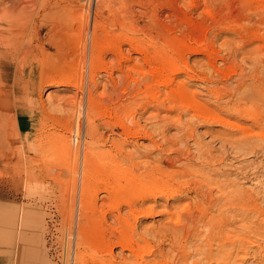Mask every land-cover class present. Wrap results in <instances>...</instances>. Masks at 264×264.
Masks as SVG:
<instances>
[{"label":"rangeland","instance_id":"374dc122","mask_svg":"<svg viewBox=\"0 0 264 264\" xmlns=\"http://www.w3.org/2000/svg\"><path fill=\"white\" fill-rule=\"evenodd\" d=\"M1 1H3L2 2L3 4L2 3L0 4L1 5L0 8L4 7L3 11H7L6 9L9 10V6L12 5V3H13L16 5V6L14 5L15 8L13 6H10V8L11 7L13 8V9L11 8L13 11V13H12L13 15H15V13H18V12H20L22 14H24L26 12L28 15L30 13L29 16L26 14L27 15L26 17L27 18L29 17L28 21L30 20L29 22H31V20H32L33 23L28 22L29 24H31L30 27L27 23L26 26L24 28H21L22 30L21 29L18 30L17 33L19 34V36L22 39H24L23 44H26V46L24 45L21 47L22 51L21 50L20 51L25 52V51H28V49H29L28 52L31 53L34 50L33 51L34 53H31V54L29 53L28 57L26 58L27 60L22 59L23 58V57H21L22 53L19 55V58L17 57V59H18L17 62L19 64V65L17 64L18 68L23 69V67H24L23 70L27 71V74L25 76L24 75L22 76L21 74H19V71H13V69H11V72H13V73L11 76L7 77L8 80L5 78V80L3 82L0 81V86L2 87L0 89L1 90L0 91V101H2L1 105H0L1 106L0 109L4 113L9 112L10 113L9 116L13 115L11 120L14 121V124L16 126L18 124H20V127H21V133L19 134V136H21V137L19 138V140H13L12 141L13 143L10 147L11 150L9 149V145L6 146L7 149L3 148V146L2 147L0 146L1 147L0 149L3 151V153H2V151L0 152V170H1L0 171V173H1L0 174V264H43V263L44 264H79V260L77 258L76 252H78L79 250H82V252H84L83 248H81V247L77 248V246L80 243H81V245L88 246L86 248V250H87L86 252H90L91 250L94 249V247H95L94 250H99L101 241L100 242H96V241L101 240V238L98 239V237L102 236V235L99 236L102 233L101 231H104L106 236H108L109 232H110V234L113 235L110 237L112 241H115L116 238H118V237L121 238L123 236L122 234H119L117 222L110 215L107 218L108 222L107 221L106 222H107V224L110 223L111 225H107L104 222V224H103L104 227H102V225L94 227L95 228L93 231L94 233L92 232L91 236L84 235L83 237H81V236L79 237L78 232H77V228H76L77 227L76 226L77 218H76V216H77V210H78V208H77L78 207V201H79L80 196H82L83 193L85 194V190H82V187H81V184H83V182L81 183V181H80V180L83 181V177L80 175V173H78L79 175L77 174V177H75L76 179L74 180L71 172L66 169V163L68 165L69 164L72 165V161L74 158V148H75L74 146L76 145L75 140L76 139H77V141L80 140V145L82 144V141H83V132L82 131L80 134L81 136L79 138L77 137V135L75 136V129H74L75 124L74 123H75L76 117L74 116V112L71 109V108H73V106L70 103H73L72 101L74 100V97L77 101L78 99L82 98V95H83V101H85L84 99L86 96V88H89L91 90L93 97L95 96L96 101L100 105L96 101L95 102L98 104V107L100 106L99 108L102 109L100 111H97L96 118L98 119V117H99V119L95 120L96 123H98V128L99 127L102 128V129L101 128L98 129L99 132L102 134L103 137L106 134H110L111 132L109 131V128H107L106 125H104L103 123L107 122L108 120L111 124L113 123L112 127H111L112 133L110 135L114 136V138H116V139L122 138L120 141L121 143H123V149H122L123 152L122 153H129L130 152L131 153L130 157L132 160L141 161V159L144 157L143 160L146 158L145 160L148 161L146 165L148 166L149 164H153V163L157 162V159L161 156V155L158 156L157 153L158 154L161 153L163 156L167 155V152H169V151L171 154H177V153H181L179 148H181V151H182V149L186 150L189 147H190L189 148L190 155L194 154L192 156H195L197 153V147H195V146H197L198 143L194 144V142L201 140L198 142H201L200 144H204L208 148H209V145H211L210 148H212V150H213L212 152L215 153L216 155H217V151L220 148H222V152H223V156H224V160H225L224 162L225 163L228 162V165L233 166L232 167L233 170L237 171L236 168H238L242 165L244 166L245 163L248 164L249 162H251L249 164L255 163L254 165H256V163L259 162V160L264 162V156H262L260 151L254 150V152H247L244 149L239 148V146H237L236 143H233V144L225 143L226 147L224 146V144H221L218 137H220L221 132L228 131L230 129H225L219 123H217L216 120H207V122H206V120L203 121V119H198V118L192 119L190 117L189 113H187L188 111H186L187 114L181 113L182 116H180V120L178 119L179 120V122L177 121L178 124H177L176 120L174 121V119L177 116L176 112H172V111L170 112L171 115H174L171 119L164 117L163 116L165 114L164 108H166V106H168V105L166 104V106L163 107L161 105L159 106L156 103H157V100H160L163 97V94L166 91V89H164L165 88L164 86L156 84V82L154 81V80L159 78V76H160L159 73L163 72L162 69L164 70V68L166 66L169 67V65L171 64L170 62H172V60L175 62V64H178L179 66L183 65L182 63L187 64V66L191 69L187 68V69L179 72V74H177V76L175 77V78H177V80L176 79L175 80L176 81L180 80L178 82H181V81L185 82V86H186V89L188 90V94L192 95L196 92L195 93L197 95L196 100H198L203 105L205 104L204 105L205 107L210 105L206 108L211 110L212 113L214 111H217L216 110L217 107L215 108V106L217 105L218 101L227 100V93L230 91V89H232L235 86L236 81H238V79L235 80V78H240V75L238 76L237 73L241 69L242 70L244 69L243 71L241 70L240 74L242 73L243 78L245 77L244 80L246 81V83L248 80V89H250L252 83H257L258 80L264 81V69H261L264 67H262V66L259 67V65L261 63H264V59H262V57H264V54H262V53H264V52H257L258 54L256 52H254V53L251 52L252 54L249 53V50L252 49V47L255 46V44L257 46V42L259 43L258 45L264 44V23H262V22H264V21H262V20H264V11H262V10H264V9H262V8H264V0H259L260 3L258 2V0H252L250 2L253 4L255 2V4L253 5L250 2H248L249 7H245V8H241V6L244 7L247 5L246 4L247 2H245V0H212V1L211 0H126V1L125 0H27L29 3L25 0L27 7L24 4L25 3L24 0H10L11 2H9V0H5V1L0 0V2ZM6 1H8V3H5ZM89 1H90V3H89ZM195 1H197L198 4H196ZM202 1H203V3H202ZM243 1L245 2V4ZM242 2L244 4V6H243V4H241ZM256 2H258L259 4H257ZM27 3H28V5H27ZM88 3H89V5H88ZM192 3H193V5H192ZM229 3H230V5H229ZM17 4H19V5H17ZM81 4H83V5H81ZM7 5H9V6H7ZM23 5H24V7H23ZM64 6H65V8H62ZM16 7H18V9ZM20 7L22 10L20 9ZM28 7H29V10L27 9ZM14 9L15 10L17 9V10L14 11ZM122 9H125V10H122ZM19 10H21V11H19ZM23 10H26V11L24 12ZM254 10H255L256 15L254 13ZM9 11H8V13L10 14ZM126 11H128V12H126ZM96 12H99V13H96ZM124 12H125V14H124ZM0 13L2 14V9L0 10ZM242 14H244V15H242ZM17 15H19V13ZM32 15H33V17H32ZM34 15H36L35 18H34ZM257 15L261 16V18H259ZM245 16L247 17V19H245L246 18ZM92 17H93V19H92ZM120 17H122V18H120ZM99 18H101V19H99ZM127 18H129V20H125ZM57 19L58 20L60 19V20L58 21ZM86 19L88 21L87 22V28H86V22H83V21H86ZM252 20H253V22H252ZM89 21H91V22H89ZM94 21L95 22L97 21V22L95 23ZM100 21L102 24L101 23L98 24ZM114 21H115V23H114ZM121 21H123V22H121ZM254 21H255V23H254ZM120 22L123 25L119 24ZM227 22H228V24H227ZM129 23H132L131 24L132 26ZM231 23H233V24H231ZM235 23L239 26H236ZM248 24L249 25L253 24V25L248 26ZM102 25H103V27H101ZM257 25H258V27H257ZM31 26L32 27L34 26L33 31L30 29ZM36 26H37V28H36ZM226 26H227V28H226ZM27 27H29V28H27ZM92 27L97 28V30L95 29V31L97 33V37L99 38V40H101L100 44H99V49H97V50L99 51L101 49L99 52V55L103 58L99 59V62H97V64L95 65L96 68H94V72L92 73L93 74L92 79L88 80V73L81 68L82 63L80 66V59L82 58L81 55L83 54V55H85V59H84L85 63L86 62L88 63L89 54H90L89 51H91V49H89L90 47H88L89 46V39H90L89 38L90 37L89 31L92 30ZM132 27H133V29H131ZM244 27H246V28L244 29ZM249 27H251V28L249 29ZM51 28H54V30L52 29L49 31V29H51ZM257 28L261 29V30L257 31ZM35 29L40 33L37 34V31ZM23 30H24V32H23ZM58 30H59V33H58ZM239 30L241 32H239ZM243 30H245V31H243ZM87 31H88V33H87ZM55 32H57V33H55ZM242 32H244V35H242V37H240ZM258 32H260L259 34H261L262 36L259 35ZM28 33H29V37H28ZM33 33L37 34V35L35 36ZM51 34H53V35L51 36ZM131 34L134 35L135 38H133ZM245 34H246V36H245ZM247 34L251 38H249V36ZM112 35H114V36H112ZM254 35L258 36L257 39H256V36H254ZM49 36H50V38H49ZM55 36H56V38H55ZM110 36H111L112 40L111 39L109 40ZM115 36H117L116 37L117 39L115 38ZM112 37H114V38H112ZM121 37L126 39L125 40L126 42H123L121 44L122 50H124L123 51L124 54L127 55L128 54L127 52H129L128 50L130 49L129 47H131V46L133 47L134 45H135L134 46L135 49L139 50L140 48H143V49H141V51H142L141 54L137 53L136 51H131L132 56L136 55V58L138 57V63H140L138 69H140V70L142 69L141 71L139 70L141 73H138V70L133 72V73L130 72L132 77H126L125 78L126 75H124V73H126L125 70H127L126 64L122 63L123 67L118 69V67L116 66V63L114 62L115 60L113 59L114 55H111L112 54L111 48H110L111 45H113L118 39L122 40ZM57 38L59 39L58 41H60L61 45L57 41ZM129 38L134 40V41H132L133 45L129 44V40H128ZM238 38L241 39L242 42ZM246 39H247V41L249 40L247 42L248 44L245 43L246 41L244 42V40H246ZM255 39H256V41H254ZM25 40H26V42H25ZM34 40L35 41L37 40V42H34ZM50 40L53 41L54 44L56 42V44H58V45H56V44L54 45L53 43L49 44L50 42L47 43V41H50ZM40 41L43 42V45L41 46V48L37 47V45ZM134 42H136V44ZM238 42H239V45H238ZM243 42H244L245 46L247 45L246 47L243 46L244 45ZM34 43L37 45H34ZM86 43H87V46L85 45ZM240 43H241V45H240ZM70 45H71V47H70ZM189 45H190V47L191 46L193 47V49H194V50L192 49L193 51L191 50L192 47L191 48L188 47ZM237 45H238V52L236 50ZM27 46H29L31 48H27ZM34 46H36L37 49H35L36 47H34ZM59 46L63 47V49H61V47H59ZM186 46L188 47V49ZM239 46H242V47H239ZM105 47H106V50L104 49ZM234 47L236 48L235 49L236 51H233ZM184 48L189 50V51L185 50ZM239 48L243 50V51L241 50L240 53H239V50H240ZM30 49H32V51ZM78 49H80V50H78ZM160 49L164 50L165 52L167 51L166 54H165V52L162 53L163 52L162 50L159 51ZM107 50H108V52H107ZM109 50H110V52H109ZM183 50H184V53H183ZM244 50L247 52V54ZM209 51H211V52H209ZM101 52H102V55H101ZM242 52H244V53H242ZM103 53L106 55H103ZM207 53H208V55H207ZM164 54H165V56H164ZM182 54H183V57H182ZM211 54H215L216 56L212 55V57H214V58H212ZM243 54H244L245 58L244 57L242 58ZM249 54H251V55H249ZM140 55H143V56L140 57ZM254 55L256 56V59H255ZM179 56H180V59L176 58ZM208 56H209V58H208ZM217 56H218V58H217ZM247 56H249V57H247ZM86 58H87V60H86ZM110 58L114 61H112ZM181 58H182V60H181ZM246 58L247 59L249 58V59L247 60ZM253 58H254V60H253ZM244 59H246V61ZM109 60H111V61H109ZM176 60H177V62H176ZM207 60H209V62L211 60L214 64V68L211 71L212 74H211L210 70H208V69L205 70L202 67L204 62H208ZM181 61H182V63H181ZM255 61H256V63H255ZM260 61H261V63H260ZM23 62H26L27 64L23 63ZM106 62H107V65H106ZM112 62L114 65L112 64ZM145 62H147V63H145ZM245 62H246V64H245ZM102 63L105 66L104 65L102 66ZM166 63H167V65H166ZM196 63H197V65H196ZM253 63L255 65H253ZM86 64H85L84 69L86 67L88 68V66H87L88 64L87 65ZM108 64L110 65V68H109ZM206 64L207 63H205L203 65L204 68H205ZM215 64H216V66H215ZM14 65L15 64L12 63V67ZM100 65H101V67H100ZM164 65H166V66H164ZM198 65H200L201 68ZM255 66H256V68H254ZM103 67H106V68H103ZM215 67L216 68L219 67V68L216 69ZM75 69H76V73H77L79 78L77 77V75H76V77L70 76L72 70L74 71ZM100 69H101V71H98ZM235 69H236V71H235ZM256 69L259 72H261L260 75H259V72L256 71ZM114 70H116V71H114ZM151 70H154V72L151 73ZM187 70L190 72H188ZM95 71H97V72H95ZM106 71H108V72H106ZM110 71H112V72H110ZM157 71H160V72H157ZM81 72L84 74V79H86V80L82 79L83 80L82 84H80V78H81V74H82ZM166 72H167V69L165 68V71L163 73H166ZM103 73H104V75H103ZM121 73H123V74H121ZM157 73L159 74V76ZM152 74H153V76H152ZM244 74H245V76H244ZM248 74H249V76H248ZM99 75H101L102 77ZM112 76H114L113 78H115L114 80H116V85H117L116 86L117 88L115 87L116 89L115 88L113 89V85L111 84ZM144 76H146V77H144ZM200 76H201V78H200ZM43 77H45V78H43ZM48 77H49V81H48ZM151 77H153V78H151ZM254 77H256V79ZM257 77H258V79H257ZM57 78H58V80H57ZM131 78H132V80H130ZM134 78H137L139 80H137V79L135 80ZM46 79L48 82L46 81ZM60 79L62 81H60ZM133 79L135 81H137L138 84H137V82H134ZM41 80H44L45 82H47V84L45 82L43 83V81L41 83L40 82ZM50 80L51 81L53 80L52 81L53 83ZM93 80H95L96 82H94ZM105 80H106V82H105ZM109 80H110V82H109ZM120 80H122L123 82H120ZM214 80H216V81H214ZM249 80L251 82L252 81L253 82L252 83L250 82V84H249ZM129 81H130V84H129ZM131 81H133V82H131ZM146 81H148V87L150 84L149 88L146 87V85H147ZM38 82H40V84ZM49 82H51V83H49ZM83 82H84L85 86L83 85ZM74 83H79V84H77V86L79 85V87L74 86ZM94 83L98 86L96 87V85H94ZM127 83L129 85H127ZM99 84H100V86H99ZM103 84H104V86H103ZM109 84H111V85H109ZM38 85L40 86L39 88H38ZM157 85H158L160 91H162V92H159ZM110 86L112 87V89ZM243 86L244 87L243 88L241 87V89L244 90L247 86H245V85H243ZM21 87H22V89H21ZM212 87H213V91H212L213 94L211 95L210 90H212ZM93 88H95V89H93ZM102 88L103 89L107 88V91H109L112 94L113 98L111 97L110 99H108L105 96H101L100 93H101ZM108 88H110V89H108ZM135 88L139 89V92ZM145 88H147L149 90H145ZM154 88H157L158 91ZM161 88H162V90H161ZM206 88H209V89L207 90ZM126 89L128 91H126ZM141 89H142V91H141ZM143 89L148 94L146 92H144ZM82 90H83V92H82ZM95 90H96V92H95ZM121 90H122V93H121ZM129 90L132 92L129 93ZM214 91H215V94H214ZM226 91H227V93H226ZM96 93H97V95H96ZM127 93H128V95L130 94L129 95L130 99L127 98L128 97ZM160 93H162V94H160ZM203 93L205 95H203ZM133 94H134V96H133ZM140 94H142V95H140ZM156 94H157V97H159L158 99H157V97L155 98L157 100L154 99ZM207 94H209L210 96ZM125 95H126V97H125ZM146 96H148V97H146ZM60 97L62 99L59 101ZM116 97H118V99ZM217 97H219L220 100H218ZM100 98H101V100H100ZM115 98H116V100H115ZM121 98H123V99H121ZM133 98H135L134 100H138V101H135L136 104L135 103L132 104L133 109L135 107L137 109L136 108L134 109V110H136V111H134V114H133V116H135V117L133 118V116H132V118L130 117L131 118L130 119L129 117H126L123 115V113L121 111L122 106L121 105L119 106L117 104L119 102H121V103L123 102L122 104H124V103L127 104V101H130ZM152 98L155 101L152 100ZM209 98H210L212 103L209 102L210 101ZM215 98H217V99H215ZM97 99L102 103H100ZM117 100H118V102H117ZM150 100L152 102H150ZM207 100H208V102H207ZM17 101L22 102V105L18 104L17 106H15V104L18 103ZM112 101H115V102H112ZM137 102H138V106H136ZM143 102H144V104H142ZM149 102H150V105L152 104V106L149 105L148 109H146L147 108L146 106L148 105ZM259 102L262 103L261 100H259ZM253 103H248V104H249V106H251L250 108L252 110L255 109V111L258 112V115H259L260 111H261L260 113L264 112V111H262V110H264V103L260 104V103H258L257 100H255L254 104ZM102 104H104V105H102ZM113 104L115 106H113ZM109 105L110 106L112 105L113 107L112 106L110 107ZM139 105H141L142 107ZM144 105H145V107H144ZM117 106H118V109L112 110V109H115ZM261 106H262V108H261ZM157 107L159 110H157ZM212 107H214L215 109H213ZM256 108H258L259 111ZM23 109H26V112H23L24 111ZM103 109H106V111H104ZM145 109H146V111H143ZM15 110H16V113L14 114ZM101 111L107 112V113H109L110 111H112V112H110V116L107 117L105 115L100 114L99 112H101ZM70 112H73V116L71 115ZM114 112H118V115H120V116L122 115L123 122H124L125 126L127 125L130 129H132L130 131H135V130H133V127H134L133 125H135L134 123H137L136 121H138L141 124V125H139L137 123L139 125V127L142 126L140 128H143L148 133L151 131L150 134L148 136H146V135H140L138 132V134L136 133L134 135L135 137L131 136V140H130V135L128 136V135L123 134L124 128L122 126H119L118 124L114 123L116 120L115 116L113 115ZM154 114H156V115H154ZM102 116H103V118H102ZM73 117H74V120H73ZM136 117H137V119H136ZM189 117H190V119H188ZM185 118H187V120ZM103 119H105V120H103ZM110 119H111V121H110ZM133 119L134 120L136 119V120L134 121ZM156 120L159 122L156 123L155 122ZM170 120H171L172 124L170 123V125H169L168 122ZM184 120L187 121L186 123H188V124L190 123L194 127V129H193V127L190 129L188 128L189 130H192V131H188L185 129L186 126L183 125L185 123ZM198 120H199V122H197ZM200 120H202V121H200ZM66 121H68V122H66ZM128 121H130L131 123H129ZM190 121H193V122H190ZM132 122H133V124H132ZM66 123H68L67 124L68 125L67 130L63 127L64 125H66ZM81 123H82L81 124V127H82L84 125V116H82V118H81ZM181 123H183V124L181 125ZM196 123H198V124H196ZM129 124H132V125H129ZM190 124H189V127H191ZM143 126H145V127H143ZM180 126H181V128H180ZM58 127H59V129H58ZM83 127H82V130H83ZM136 128H138V127H136ZM152 128H153V130H152ZM252 129H253V131H260L261 128L252 127ZM52 130H54V132L62 133V135L64 136L65 146H64L63 150H59L60 152L54 151L53 149L49 150L50 152L49 151L48 152L43 151L44 150L43 146H44V144L47 143V140L44 137V134L46 133V131L51 132ZM98 130H97V133H98L97 135H101L98 132ZM113 130L115 131V133ZM125 130H128V128L125 127ZM185 130H186V133L184 132ZM120 131H121V133L119 135ZM28 132H29V138L27 136ZM194 132H195V134H194ZM38 133L40 134L41 137H38L39 136ZM116 133H118V135ZM180 133H182L184 135V141H186L187 143L183 142V141H179L178 139H176L177 136L179 137L182 135ZM190 133H192L193 135ZM158 134H160V135L158 136ZM164 134L166 135V138H163V137H165ZM238 134L239 133H237V135ZM138 135H140V136H138ZM189 135L193 136V137L191 136L192 139L190 138ZM67 136L70 138L67 139ZM141 136L142 137L144 136V137L142 138ZM185 138H186V140H185ZM194 138L196 139L195 141H193ZM22 139H23V143H24V146H23L24 151H23V153L21 152L23 160L19 161L15 158H17L18 153H20L18 151H19V148L21 145L20 140H22ZM40 139H42L44 141H42ZM125 139L126 140L128 139V140L126 141ZM149 139H150V141H149ZM172 139L176 140V143L169 145L170 147L166 146L165 148H163V150H161V148L157 147L158 145H164L166 140H172ZM67 141L69 142V146H71V147L67 146L68 145ZM132 142H134L133 145H132ZM155 142H157V144ZM29 143H31V144L34 143L35 145H38V147L34 149L33 147L30 146ZM220 144L224 148L220 147L221 146ZM16 145H18V146H16ZM126 145L128 147H125ZM186 145H188V146H186ZM228 145H229V147H228ZM106 146H108V142L106 143ZM152 146H154V147H152ZM182 146H184V147H182ZM15 147H16L17 151H16ZM156 147H157V149H156ZM41 148H43V150ZM67 148L71 151H69ZM216 148H217V150H214ZM172 149L174 152H171ZM194 149H196L195 150L196 152L194 151ZM224 149L226 151H224ZM11 151H12V153H10ZM65 151H66V153H65ZM82 151H83V147L81 145L80 150H79V152H80L79 162H81L80 160H81ZM158 151H161V152H158ZM6 152L8 153V155ZM225 152H227V154ZM16 153H17V155H16ZM163 153H166V154L164 155ZM69 154H71V155L69 156ZM142 154H144V155H142ZM1 155L4 158H2ZM63 155L65 156V159L68 160L67 162L63 161V159H64ZM139 155H140V157H139L140 159L138 158ZM180 155L184 156L186 154H184V152H183V154H180ZM226 156H227V158H226ZM29 158L30 159L32 158V159L29 160ZM149 158H151V159L149 160ZM58 161L62 164H58L59 163ZM8 162H10V163H8ZM32 162H34V163H32ZM44 162L46 164H44ZM17 163H18V165H17ZM240 163H242V164H240ZM143 164H145V163L142 162L139 164V166H143ZM236 164H238V165L236 166ZM16 165L18 167H16ZM19 165L22 168L19 167ZM254 165L249 166V168H250V169L248 168L249 172L252 171V169H253L252 166H254ZM59 166H61L62 168L61 167L59 168ZM19 168H21V169H19ZM254 169H256V168H254ZM49 171H50V173H49ZM2 172H3V174H2ZM5 172H7L9 175H7V173H5ZM11 173H14L15 175L11 174ZM260 174L261 173H259V175ZM262 174H264V173H262ZM12 175L14 178L11 177ZM80 177H81V179H80ZM77 179H79V180H77ZM254 181L255 180H253V179L251 181L247 180V181L243 182V185L247 186V187H249V185L252 186L255 183ZM249 183H251V184H249ZM98 194H99L98 195L99 197L97 198V200H98L97 203L98 202L100 203V201L103 198V196H102L103 193L99 192ZM69 197H70V199H69ZM192 197H193L192 194H189L188 200H190ZM172 203H173V200L172 201L170 200L169 204L171 206H173V205L178 206V204L173 203V205H172ZM179 206L180 207L178 209L179 210L182 209L181 203H179ZM157 208H160V207H157ZM124 210H126V207H123L121 212H124ZM74 212H75V214H74ZM26 217L29 218V221H26ZM74 217H75V219H73ZM85 217H86V219L85 218L81 219V222H83L85 225H87L86 227L88 230L93 229V227H91V225L88 223V216H85ZM163 218H164V215H161V214H156L152 217L148 216V217L141 218L138 221L139 223H137L138 225L136 228L137 229L136 232L141 231L144 226H148L151 223L156 224L157 222H159L160 219L162 221H165V220H163ZM85 221L87 223H85ZM114 223H115V225H114ZM108 226H113L117 230H114V229L111 230ZM100 227H102V228H100ZM28 234H31L34 237L31 241L27 242L28 246L31 245L30 242H33V240H34L33 243H35V241H36L38 244L37 247L39 250V256L42 255L40 257L41 259L39 258L40 260L37 259L38 260V261H36L37 263L35 261L33 262V260L30 261L29 259H28L29 260L28 261L24 258V256H25L24 249L26 248L25 247L26 242L24 239L26 237L28 238V236H29ZM23 237H25V238L23 239ZM90 237H91V239H90ZM84 239L87 242L84 241ZM149 240H147L148 242L146 241V243L147 244L149 243L148 245L151 246V248H153L152 250L154 252H155L154 249H156L157 247H161L163 250H165V248H166L168 250V247L170 246V242L167 239L165 241V240H159V239H154L153 237L152 238L149 237ZM92 244H94V245H92ZM262 245H264V243H262L261 246ZM90 248H92V249H90ZM254 249L257 250V253H256L257 256L256 255L253 256L254 258L250 257L247 260V262L252 261L251 263H258V262H260V264L264 263V256H261V255H264V253H260V252H262V249H264V247H262V249H260L261 250L260 252H259L258 248H254ZM114 254H115L114 259H116L115 260L116 263L123 256H126L129 259L132 258V256L129 254V251L127 249L121 250L119 245H116L114 247ZM168 254L170 255V253H167V256H165V258H168V259L172 258L173 259V256L172 255L169 256ZM148 255H147V257H148L147 259H150L151 261L155 260V258L159 259V258H157L159 256L155 257L154 255H151V254H148ZM22 256H23V258H22ZM150 256L152 258H150ZM88 261L85 264L91 263L90 260H88ZM176 261H177L176 257H174L172 264H175ZM93 262H94V260H93ZM93 264H98V263L94 262Z\"/></svg>","mask_w":264,"mask_h":264},{"label":"bare ground","instance_id":"6f19581e","mask_svg":"<svg viewBox=\"0 0 264 264\" xmlns=\"http://www.w3.org/2000/svg\"><path fill=\"white\" fill-rule=\"evenodd\" d=\"M26 1L24 3L25 6H26ZM250 1H252V0H245V2H247L246 3L247 5H248V2H250ZM2 2L3 1H1L0 4ZM9 2H11V1L9 0ZM195 2H196V4H198L197 1H195ZM243 2L241 4H243ZM245 2H244V4H245ZM258 2H259V0H258ZM258 2H256V3L259 4L260 2L259 3ZM5 3H8V1H6ZM28 3H27V5H28ZM89 3H90V1H89ZM89 3H88V5H89ZM202 3H203V1H202ZM244 4H243V6H244ZM251 4H253V3H251ZM254 4H255V2H254ZM14 5L15 4L12 3V5H10V6L14 7ZM17 5H19V4H17ZM81 5H83V4H81ZM192 5H193V3H192ZM229 5H230V3H229ZM247 5L244 6V7L241 6V8L249 7V5L248 6ZM7 6H9V5H7ZM10 6H9V10L12 8V7L10 8ZM23 7H24V5H23ZM16 8L18 9V7H16ZM62 8H65V6L62 7ZM1 9H2V14L0 13V81L3 82L5 80V78L7 79V77L12 75L13 72H11V69H13V71H19V74H21L22 76L23 75L25 76L27 74V71L23 70L24 67H23V69L22 68L21 69L18 68L19 64L17 62V60H18L17 57L19 58V55L22 53V56H21V57H23L22 59L27 60L26 58L28 57L30 52H28L29 49H28V51L21 52L22 51L21 47L24 46V45L26 46V44H23L24 39H22L17 32L21 28H24L26 26V24L30 20L28 21L29 17L28 18L26 17L28 14L25 12L27 9L29 10V7L26 10H23L25 13L22 11L24 14L18 12L19 15H17L18 13H15V12H14L15 15L12 14L13 13V11H12L13 8L10 11L8 9H6L7 11H3L4 7L0 8V10ZM20 9H21V7H20ZM262 9H264V8H262ZM16 10L14 9V11H16ZM21 10H19V11H21ZM122 10H125V9H122ZM8 11L10 12V14L8 13ZM262 11H264V10H262ZM126 12H128V11H126ZM96 13H99V12H96ZM254 13H255V10H254ZM124 14H125V12H124ZM29 15H30V13H29ZM242 15H244V14H242ZM255 15H256V13H255ZM35 16L36 15H34V18H35ZM32 17H33V15H32ZM122 17H120V18H122ZM258 17L261 18V16H258ZM92 19H93V17H92ZM99 19H101V18H99ZM245 19H247V17ZM125 20H129V18H127ZM101 21L98 24H100ZM255 21H254V23H255ZM262 21H264V20H262ZM31 22L33 23L32 20H31ZM31 22H29V23H31ZM83 22H86V28H87V22H88L87 19H86V21H83ZM89 22H91V21H89ZM121 22H123V21H121ZM121 22L119 24H122ZM252 22H253V20H252ZM29 23H28V25L30 27L31 24H29ZM114 23H115V21H114ZM262 23H264V22H262ZM129 24L131 25L132 23H129ZM227 24H228V22H227ZM231 24H233V23H231ZM252 25L248 24V26H252ZM258 25H257V27H258ZM236 26H239V25L236 24ZM29 27H27V28H29ZM101 27H103V25ZM33 28H34V26L33 27L31 26L30 29L33 31L34 30ZM36 28H37V26H36ZM226 28H227V26H226ZM245 28L246 27H244V29ZM250 28L251 27H249V29ZM52 29L54 30V28H51V29H49V31L52 30ZM95 29L97 30V28L92 27V30L89 31L90 32V37H89L90 39H89V46L88 47H90L89 49H91V51H89L90 54H89L88 63L86 62L88 65L85 63V60H84L85 59V55L82 54L81 55L82 58L81 57H80L81 59L79 58L80 59V66H81V63H82V67L81 68L88 73V80L92 79V77H93L92 73L94 72V68H96L95 65L97 64V62H99L100 58H103V57H101L99 55V52H100L101 49L99 51L97 50V49H99V44H100L101 40H99V38L97 37V33H96ZM131 29H133V27ZM258 30L260 31L261 29L257 28V31ZM243 31H245V30H243ZM23 32H24V30H23ZM239 32H241V31L239 30ZM39 33L40 32L37 31V34H39ZM55 33H57V32H55ZM58 33H59V30H58ZM87 33H88V31H87ZM242 33H241L240 37H242V35H244V32H242ZM259 33L260 32H258V34ZM37 34H34V35L36 36ZM52 35L53 34H51V36ZM259 35H261V34H259ZM112 36H114V35H112ZM245 36H246V34H245ZM254 36H256V35H254ZM28 37H29V33H28ZM116 37L117 36H115V38ZM132 37L135 38L134 35H132ZM257 37L258 36H256V39H257ZM49 38H50V36H49ZM55 38H56V36H55ZM112 38H114V37H112ZM249 38H251V37L249 36ZM110 39H111V36L109 37V40ZM256 39L254 41H256ZM58 40L59 39L57 38V41ZM125 40L126 39H124V38H122V40L118 39L113 45H111V47H110L111 48V52H112L111 55H114L113 59L115 61L111 59L112 57L110 59L116 63V66L118 67V69L123 67L122 63L126 64L127 70H125L126 73H124V75H126L125 76V78H126V77H132L130 72L133 73V72L138 70V73H141L140 71L142 69L141 70L138 69L139 64H140V63H138V57L136 58V55L132 56L131 55V51H136L137 53L141 54V52H142L141 49H143V48H140L138 50V49L134 48L135 45L133 47L131 46V47H129L130 48L128 50L129 52H127L128 54L126 55V54H124V52H123L124 50H122V47H121V44L123 42H126ZM128 40H129V44L133 45L132 41H134V40L130 39V38ZM239 40L242 42L241 39H239ZM248 41H247V39L244 40V42L246 44H248L247 43ZM25 42H26V40H25ZM34 42H37V40L36 41L34 40ZM48 42H50L49 44H51V43L54 44V42L51 41V40L47 41V43ZM58 42L60 44V41H58ZM239 42H238V45H239ZM244 42H243V44H244ZM134 43L136 44V42H134ZM55 44H56V42H55ZM258 44L259 43L257 42V46L255 44V46H253L252 49L249 50V53H251V52H253V53L254 52H256V53L257 52H264V44H261V45H258ZM34 45H37V44L34 43ZM42 45H43V42L40 41L38 43L37 47L41 48ZM56 45H58V44H56ZM85 45L87 46V43ZM238 45L236 47L237 49L234 47L233 51L237 50V52H238ZM240 45H241V43H240ZM243 46H245V44ZM34 47H36V46H34ZM37 47L35 49H37ZM59 47H61V46H59ZM70 47H71V45H70ZM188 47L191 48L192 46L190 47V45H189ZM188 47H187V49H188ZM239 47H242V46H239ZM27 48H31V47L27 46ZM61 49H63V47H61ZM104 49L106 50V47ZM187 49H185V50H187ZM192 49H193V47L191 48V50ZM30 50L32 51V49H30ZM78 50H80V49H78ZM161 50L162 49H160L159 51H161ZM241 50L242 49L239 50V53H240ZM33 51L31 53H34ZM162 51H163L162 53L165 52L164 50H162ZM187 51H189V50H187ZM107 52H108V50H107ZM109 52H110V50H109ZM166 52H165V54H166ZM209 52H211V51H209ZM104 53H103V55H106ZM183 53H184V50H183ZM242 53H244V52H242ZM165 54H164V56H165ZM215 54H211V57H212V55H214V56L217 55V54L216 55ZM246 54H247V52H246ZM251 54H249V55H251ZM262 54H264V53H262ZM101 55H102V52H101ZM207 55H208V53H207ZM141 56H143V55H140V57ZM182 57H183V54H182ZM243 57H244V54H243L242 58ZM247 57H249V56H247ZM254 57L256 59L255 55H254ZM176 58L180 59V56L176 57ZM208 58H209V56H208ZM212 58H214V57H212ZM217 58H218V56H217ZM246 59H244V60L246 61ZM262 59H264V57H262ZM86 60H87V58H86ZM111 60H109V61H111ZM181 60H182V58H181ZM253 60H254V58H253ZM207 61L208 62H204V64L207 63L205 65V68L203 66L204 64L203 65L201 64V65H202L203 69H205V70L208 69L211 72L212 69L214 68V64H213V62L211 60H210V62H209V60H207ZM173 62H174L173 60H172V62H170L171 64L169 65V67L166 66L167 65V63H166V65H164V66H166L165 68L167 69V72L163 73L165 71V68H164V70L162 69L163 72L161 71L162 73H159L160 76L157 73L159 78L154 80L156 82V84L162 85V86L165 87L164 89H166V91L163 94V97L160 100H157L159 98V97H157L158 93L154 97V99L157 97V99H155V100H157L156 104H158L159 106L161 105V106L164 107V106H166V104L168 105V106H166V108H164L165 114L163 116L171 119L174 116V115H171V113H170L172 111V112H176V114L178 116V117L176 116V118L174 119V121L176 120V122L177 121L179 122L180 116H182L181 113H185V114L189 113V115H190V117L192 119L193 118L194 119L195 118L203 119V121L206 120V122H207V120H216V122L219 123L225 129H230L228 131H223L222 130L223 132H221L220 137H218L221 144H224V146H225V143H228V144L236 143L237 146H239V148L244 149L247 152H254V150H256V151H260L262 156H264V112L260 113L261 112L260 111L259 115H258V112H256L255 109L252 110L250 108L251 106H249V104H248V103H253V102L255 103V100H257L258 103H260L259 100H261L262 103H264V81L258 80L257 83H252L253 81L251 82L249 80V84L251 82L252 85H251L250 89H248V80H247V83H246V81L244 80L245 77L243 78L242 73L240 74V72L242 70L241 69L237 73L238 76L240 75V78H235V80L238 79V81H236L235 86L232 89H230V91L228 93L226 91L227 100L218 101L217 105L215 106V108L217 107L216 108L217 111H214L212 113L211 110L206 108V107H208L210 105L205 107L204 106L205 104L203 105L198 100H196L197 99V97H196L197 95L195 94L196 92L194 94H192V95L188 94V90L186 89L185 82H183V81L178 82L180 80L176 81L177 78H175V77L177 76V74H179V72H181V71H183V70H185L187 68L188 69H191V68H189L187 66V64L182 63V61H181V63L183 65H181V66H179L178 64H175V62L174 63ZM176 62H177V60H176ZM12 63L15 64L13 67H12ZM23 63H26V62H23ZM145 63H147V62H145ZM255 63H256V61H255ZM260 63H261V61H260ZM85 64L88 66V68L86 67L84 69ZM112 64H113V62H112ZM245 64H246V62H245ZM261 64L259 65V67L260 66L264 67V63H261ZM103 65L104 64L102 63V66ZM106 65H107V62H106ZM196 65H197V63H196ZM253 65H255V64L253 63ZM198 66H200V65H198ZM215 66H216V64H215ZM100 67H101V65H100ZM106 67H103V68H106ZM109 68H110V65H109ZM200 68H201V66H200ZM217 68H219V67H217ZM254 68H256V66ZM261 69H264V68H261ZM116 70H114V71H116ZM154 70H151V73H153ZM98 71H101V69L98 70ZM235 71H236V69H235ZM256 71H258V70L256 69ZM95 72H97V71H95ZM106 72H108V71H106ZM110 72H112V71H110ZM157 72H160V71H157ZM188 72H190V71H188ZM260 73L261 72H259V75H260ZM121 74H123V73H121ZM211 74H212V72H211ZM76 75H77L76 69L74 71L72 70L70 76L71 77H76ZM103 75H104V73H103ZM99 76H101V75H99ZM152 76H153V74H152ZM244 76H245V74H244ZM248 76H249V74H248ZM45 77H43V78H45ZM77 77H78V75H77ZM113 77L114 76H112V78H111V84L113 85V89H114L117 85H116V80H114L115 78H113ZM144 77H146V76H144ZM258 77H257V79H258ZM151 78H153V77H151ZM200 78H201V76H200ZM254 78L256 79V77H254ZM82 79H84V74L83 73L81 74L80 84H82V81H83ZM134 79L136 80L137 78H134ZM57 80H58V78H57ZM84 80H86V79H84ZM130 80H132V78ZM135 80H134V82H137ZM137 80H139V79H137ZM42 81H43V83L45 82L44 80H41L40 82L42 83ZM46 81H47V79H46ZM48 81H49V77H48ZM60 81H62V80L60 79ZM93 81L96 82L95 80H93ZM214 81H216V80H214ZM40 82H38V83L40 84ZM47 82H45V83L47 84ZM51 82H49V83H51ZM105 82H106V80H105ZM109 82H110V80H109ZM120 82H123V81L120 80ZM131 82H133V81H131ZM146 82H147L146 87L149 88L150 84H149V87H148V81H146ZM77 84H79V83H74V86L79 87V85L77 86ZM111 84H109V85H111ZM129 84H130V81H129ZM129 84L127 83V85H129ZM137 84H138V82H137ZM83 85H84V82H83ZM94 85H96V84L94 83ZM243 85L247 86L244 90L241 89V87L242 88L244 87ZM97 86L98 85H96V87ZM99 86H100V84H99ZM103 86H104V84H103ZM39 87L40 86L38 85V88ZM213 87H212V90H210L211 91V95L213 94L212 93ZM1 88L2 87L0 86V89ZM147 88H145V90H149ZM157 88L159 89L158 85H157ZM157 88H154V89H156L158 91ZM21 89H22V87H21ZM93 89H95V88H93ZM108 89H110V88H108ZM111 89H112V87H111ZM135 89H137V88H135ZM206 89L208 90L209 88H206ZM145 90L143 89L144 92H146ZM161 90H162V88H161ZM126 91H128V90L126 89ZM137 91L139 92V89H137ZM141 91H142V89H141ZM82 92H83V90H82ZM95 92H96V90H95ZM130 92H132V91L129 90V93ZM159 92H162V91H160V89H159ZM121 93H122V90H121ZM160 94H162V93H160ZM214 94H215V91H214ZM96 95H97V93H96ZM100 95L101 96H105L108 99H110L112 97V94L109 91H107V88L106 89L102 88ZM127 95H128V93H127ZM129 95H128L127 98H129ZM140 95H142V94H140ZM203 95H205V94L203 93ZM207 95H209V94H207ZM133 96H134V94H133ZM125 97H126V95H125ZM146 97H148V96H146ZM116 98L118 99V97H116ZM116 98H115V100H116ZM217 98H218V100H220L219 97H217ZM217 98H215V99H217ZM61 99L62 98L60 97L59 101ZM121 99H123V98H121ZM134 99L135 98H133L130 101H127V104L124 103L125 105L122 104L123 102L122 103L119 102L117 104L119 106L120 105L122 106V108H121L122 110L121 111H122L124 116L132 118V116L134 114V111H136V110H134L136 107L133 109L132 104H134V103L136 104L135 101H138V100H134ZM154 99L152 98V100H154ZM84 100L85 101H83V95H82V98L78 99L77 101H76V99L74 97V100L72 101L73 103L69 102L73 106V108H71V109L74 112V116L76 117L75 123H74L75 124V127H74L75 136L77 135V137L79 138L81 136L80 135L81 131L83 132V141H82V144H81L82 147H83V151H82V154H81V160H80L81 162H79V157H80L79 150H80V146H81L80 145V140L77 141V139H76L75 140V144L76 145L74 146L75 147L74 148V158H73V161H72V165H70V164L68 165L66 163V169L71 172L74 180L76 179L75 177H77L78 173H80V175L83 177V181L82 180H80V181H81V183L83 182V184H81V187H82V190H85V194L83 193V195L80 196L79 201H78V207H77L78 210H77V216H76V218H77V220H76L77 221L76 222L77 232H78L79 237L80 236L83 237L84 235L91 236L92 232L95 229L94 227H97L99 225L100 226L102 225V227H104L103 224H104V222L107 224V222H108L107 218L110 215L117 222L118 229H119V231H118L119 234H122L123 236L121 238H119V237L116 238L115 237L116 240L112 241L110 237L113 236V235H111L110 232H109L110 236L109 235L106 236L104 231H101L102 233L101 234L99 233L100 235L98 234L99 236L102 235L101 237H98V239L101 238V240H99V241L97 240L96 241V242H100L101 241L99 250H94L95 249V247H94V249L91 250L90 252H86L87 251L86 248L88 246L81 245V243L79 244L77 242L79 244L77 246V248L81 247V248L84 249V252H82V250H79L78 252H76L77 258L79 260V264H85L88 260H90L92 264L94 262H96L98 264H172L174 257H176V260H177L175 262V264H260V262L251 263L252 261L251 262H247V260L250 257H253V256L256 255L257 250H255L254 248H258L259 252H260L261 251L260 249H262V247H264V245L261 246V244L264 243V174H262V173H264V162L259 160V162H257L256 165H254L255 163L254 164H249L251 162H249L248 164H246V163L244 164L243 163L244 166L242 165V166L236 168L237 169V171H236V170H233V168H232L233 166L228 165V162H226V163L224 162L225 160H224L222 148H220L217 151V155H216L215 153L212 152L213 150H212V148H210L211 145H209V148H208L206 145L200 144L201 142H198V141H201V140H198V141L194 142V144L198 143V145L195 146V147H197V153H196L195 156H192L194 154L190 155V151H189L190 147L187 148L186 150L182 149V151H181V148H179L181 153H177V154H171L170 151L167 152V155H165L166 153H163L165 156H163L161 153L158 154L156 152L158 156L161 155L157 159L156 163L149 164L147 166L146 164H147L148 161L145 160L146 158L143 160V158H144L143 157L141 159V161L143 160L142 162L145 163V164H143V166H139V164L142 163V162L141 161H137V160H132L131 157H130V155H131L130 152L129 153H122L123 152V150H122L123 149V143L120 142L122 138L121 139H116V138H114V136L110 135L112 133V128L111 127H112L113 123L111 124L109 122V120L107 122L103 123L104 125H106L107 128H109V131L111 132L110 134H106L105 133L106 135H104V137H103L102 134L99 132L98 129L101 128V127L98 128V123H96L95 120L97 119L96 118L97 111H100L102 109L99 108L100 106L98 107L99 103L96 101L95 96L93 97V94L91 93V90L89 88H86V96H85ZM100 100H101V98H100ZM209 100H210V98H209ZM1 102L2 101H0V105H1ZM17 102L18 103H16L15 106H17L18 104L22 105V102H19V101H17ZM112 102H115V101H112ZM117 102H118V100H117ZM150 102H152V101L150 100ZM150 102L146 106L147 107L146 109H148V107L150 105ZM207 102H208V100H207ZM209 102H211V100ZM100 103H102V102H100ZM262 103H260V104H262ZM142 104H144V102ZM102 105H104V104H102ZM141 105H139V106H141ZM113 106H115V105L113 104ZM136 106H138V102H137ZM150 106H152V104ZM144 107H145V105H144ZM158 107H157V110H159ZM212 108L215 109L214 107H212ZM261 108H262V106H261ZM106 109H103V110L106 111ZM116 109H118V106L115 109H112V110H116ZM146 109L143 110V111H146ZM256 109H258V108H256ZM23 110H24L23 112H26V109H23ZM186 111H188V112L186 113ZM258 111H259V109H258ZM262 111H264V110H262ZM73 112H70L72 116H73ZM110 112H112V111H110ZM110 112L107 113V112H102L101 111L99 113L109 117L110 116ZM15 113H16V110H15L14 114ZM9 114H10L9 112L8 113H6V112L4 113L0 109V146L1 147L3 146V148H6V146L9 145V149L11 150L10 147H11V145L13 143L12 141L13 140H19V138L21 137V136H19V134L21 133V127H20V124H18L17 126L14 124V121L11 120L13 115L9 116ZM113 115L115 116V119H116L114 123L118 124L119 126H122L124 128V133L123 134L128 135V136L130 135V140H131V136L133 137L136 133L138 134V132H139L140 135H146V136H148L150 134V132H151L150 131L148 133L143 128H140L142 126L139 127V125H141V124L138 121H136V122L139 125L137 123H134L135 125H133L134 126L133 130H135V131H130L132 129H130L127 125L125 126V124L123 122L122 115L121 116L118 115V112H114ZM154 115H156V114H154ZM82 116H84V125H83L84 127L82 126L83 130H82V127H81V124H82L81 123V118H82ZM134 117L135 116H133V118ZM190 117L188 119H190ZM102 118H103V116H102ZM98 119H99V117H98ZM136 119H137V117H136ZM185 119L187 120V118H185ZM73 120H74V117H73ZM103 120H105V119H103ZM157 120L155 121L156 123L159 122ZM110 121H111V119H110ZM130 121H128V122L131 123ZM200 121H202V120H200ZM66 122H68V121H66ZM178 122H177V124H178ZM186 122L187 121H185V123L183 122L184 124L181 123V125L183 124L186 127L188 126L187 128L185 127V129L188 130V131H192V130H189V129L192 128L193 126L189 123L191 125V127H189V124L186 123ZM190 122H193V121H190ZM197 122H199V120ZM168 123L170 125L171 120ZM67 124L68 123H66V125H64V126L62 125L66 130L68 129V125ZM132 124H133V122H132ZM132 124H129V125H132ZM196 124H198V123H196ZM124 126L126 128H128V130H125ZM136 127H138V128H136ZM143 127H145V126H143ZM252 127H254V128L258 127V128H261V129H260V131H253ZM180 128H181V126H180ZM58 129H59V127H58ZM193 129H194V127H193ZM97 130H98V132L101 135H97L98 134ZM152 130H153V128H152ZM186 130L184 131L185 133H186ZM114 133H115V131H114ZM120 133H121V131L119 132V135H120ZM182 133H180V134H182ZM237 133H239V134L237 135ZM116 134L118 135V133H116ZM190 134H192V133H190ZM194 134H195V132H194ZM140 135H138V136H140ZM159 135L160 134H158V136ZM27 136L29 138V132L27 133ZM164 136L165 137H163V138H166L165 134H164ZM191 136H190V138H191ZM38 137H41L40 134H39ZM44 137L47 140V143L44 144V146H43L44 150H43V148H41L44 152L45 151L48 152L49 150H52V149L54 151L60 152L59 150H63L64 149L65 139H64V136L62 135V133L54 132V130H52L51 132L50 131H46V133L44 134ZM68 138H70V137L67 136V139ZM150 139H149V141H150ZM176 139H178L179 141L186 142V141H184V135L183 134L181 136H179V137L177 136ZM40 140H42V139H40ZM185 140H186V138H185ZM195 140L196 139L194 138L193 141H195ZM42 141H44V140H42ZM20 142H21V145H20V148H19V151H18L20 153H18V155L16 153L17 158H15V159H17L19 161H22L23 160L22 153L24 151L23 139L20 140ZM107 142H108V146H106ZM157 142H155V143L157 144ZM67 143H68L67 146H69V142L68 141H67ZM133 143L134 142H132V145H133ZM174 143H176V140H173V139L172 140H166L164 145H158L157 147H159V148H161V150H163V148H165L166 146L172 145ZM29 144L34 149L38 147V145H35L34 143H32V144L29 143ZM16 146H18V145H16ZM154 146H152V147H154ZM186 146H188V145H186ZM69 147H71V146H69ZM125 147H128V146L126 145ZM157 147H156V149H157ZM182 147H184V146H182ZM220 147H223V146L221 145ZM228 147H229V145H228ZM15 149H16V147H15ZM225 149H224V151H226ZM195 150L196 149H194V151ZM214 150H217V148L214 149ZM1 151L2 150L0 149V152ZM16 151H17V149H16ZM69 151H71V150H69ZM158 152H161V151H158ZM171 152H174L173 149L171 150ZM183 152L186 155H184V156L180 155V154H183ZM2 153H3V151H2ZM10 153H12V151ZM65 153H66V151H65ZM225 153L227 154V152H225ZM7 155H8V153H7ZM70 155L71 154H69V156ZM142 155H144V154H142ZM139 157H140V155L138 156V158ZM2 158H4V157L2 156ZM226 158H227V156H226ZM31 159L29 158V160H31ZM150 159L151 158H149V160ZM63 161L64 162L68 161V160L65 159V156H64ZM8 163H10V162H8ZM32 163H34V162H32ZM44 164H46V163L44 162ZM58 164H62V163L59 162ZM240 164H242V163H240ZM17 165H18V163H17ZM17 165H16V167H18ZM237 165L238 164H236V166ZM250 165H254L252 167H253V169L254 168H256V169H254V170L252 169V171L249 172L248 168H249ZM19 167H21V166L19 165ZM60 167L61 166H59V168ZM21 168H19V169H21ZM5 173H7V172H5ZM49 173H50V171H49ZM259 173H261V174L259 175ZM2 174H3V172H2ZM11 174H14V173H11ZM7 175H9V174L7 173ZM11 177L14 178L13 175ZM80 179H81V177H80ZM252 179L255 180L254 181L255 183L252 186L249 185V187H247V186L243 185V182H245L247 180L251 181ZM77 180H79V179H77ZM251 183H249V184H251ZM99 192L103 193L102 194L103 198L100 201V203L99 202L97 203V201H98L97 198L99 197L98 196ZM189 194H192V196H193L192 198L193 199L191 198L190 200H188ZM69 199H70V197H69ZM170 200L171 201L173 200V203L178 204V206H174L173 203H172V205L174 207L171 206L169 204ZM178 202L181 203L182 209H180V210L178 209L180 207ZM123 207H126V210H124V212H121ZM157 207H160V208H157ZM74 214H75V212H74ZM156 214L164 215L163 220H165V221H162L160 219L159 222H157L156 224L151 223L148 226H144L141 231H139V232L137 231L136 232V230H137L136 228H137V225H138L137 223H139L138 221L141 218L148 217V216L152 217V216H154ZM85 216H88V223L91 225V227H93V229L88 230L87 227H86L87 225H85L83 222H81V219H84V218L86 219ZM73 219H75V217ZM26 221H29L28 217H26ZM85 223H87V222L85 221ZM107 225H111V224L109 223ZM114 225H115V223H114ZM102 227H100V228H102ZM108 227L111 230H113V229L117 230L113 226H108ZM28 235H29L28 238L27 237L26 238L23 237V239L25 238L24 240L26 242V245H25L26 248L24 249V251H25L24 258L26 260L29 259L30 261L33 260V262L34 261L36 262V261L41 259L40 257L42 255L39 256V250H38V247H37L38 244H37L36 241H35V243H33L34 242V240H33V242H30L31 245L28 246L27 242L31 241L34 238L33 235H31V234H28ZM149 237H151V238L153 237L154 239L165 240V241H166V239L169 240L170 246L168 247V250L165 248V250H166L165 251L161 247H157L156 249H154L155 250V252H154L152 250L153 248H151V246L148 245L149 243L148 244L146 243V241L149 240ZM90 239H91V237H90ZM84 241H86V240L84 239ZM92 245H94V244H92ZM116 245H119L121 250L127 249L129 251V254L132 256V258L129 259L128 257L123 256L116 263V261H115L116 259H114V256H115L114 247ZM90 249H92V248H90ZM167 253H170V255L173 256V259L172 258L171 259L165 258V256H167ZM260 253H264V249H262V252H260ZM148 254L154 255L155 257L159 256V257H157L159 259H156L154 257L155 260L151 261L150 259H147L148 258L147 255ZM261 256H264V255H261ZM22 258H23V256H22ZM150 258H152V257L150 256ZM93 260H94V262H93ZM91 263H89V264H91ZM262 264H264V263H262Z\"/></svg>","mask_w":264,"mask_h":264}]
</instances>
